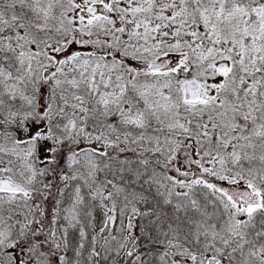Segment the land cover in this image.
<instances>
[{"label":"rangeland","instance_id":"1","mask_svg":"<svg viewBox=\"0 0 264 264\" xmlns=\"http://www.w3.org/2000/svg\"><path fill=\"white\" fill-rule=\"evenodd\" d=\"M96 1L104 13L85 21L78 0H0V178L29 190L0 195V257L92 264L84 245L97 205L89 199L110 213L102 187L125 181L154 186L192 225V241L235 233L243 242L235 264H264L263 178L218 172L243 160L264 168V0ZM160 61L165 68L151 73ZM186 79L205 102H182ZM110 115L116 129L96 131ZM127 128L177 153L167 160L174 174L106 159L104 150L128 147ZM64 163L76 169L51 196L36 177ZM31 211L44 222L27 227L36 234L27 247L17 235ZM213 253L174 263L217 264Z\"/></svg>","mask_w":264,"mask_h":264},{"label":"trees","instance_id":"2","mask_svg":"<svg viewBox=\"0 0 264 264\" xmlns=\"http://www.w3.org/2000/svg\"><path fill=\"white\" fill-rule=\"evenodd\" d=\"M50 117L53 119L54 116ZM112 119H114V115L108 116L101 127L99 125L95 130L98 131L97 128H100L105 135H110V132L117 127ZM49 125L54 128L55 121ZM122 136L128 140V143L121 144L128 147L123 149L113 146L114 148L110 152L104 150L103 154L106 159L111 160V162L113 160L141 162L144 167L157 174L163 169V164L166 172L171 171L174 174V165L173 163L167 165V160L172 156L175 157L177 153L175 155L174 152L166 151L162 145L157 147L155 145L157 142L146 140L132 128L125 129ZM133 139L138 143L133 145ZM182 147L184 148V145ZM192 148L194 149V146ZM195 148L197 151L199 150V146L195 145ZM243 161V166L236 171L221 165L218 172L225 170L243 179L244 177L255 178L256 180L263 178L262 181L264 182V168H260L258 171L249 162ZM213 165L214 168L216 162ZM75 169L76 165L66 167L64 163L59 166V171H56L60 173V176L47 168L42 170L36 178L40 184L43 183L46 192H51V196H55L54 187L57 188L60 184L63 187L66 181H62V179L69 177ZM123 183V186L117 183L111 186L106 183L102 187V194L109 192V199L112 202L110 213L103 209L97 198L89 199L92 209H94L95 202L97 205L95 216L92 218V227L88 233L89 240L84 245V252L87 251V254L91 255L92 264H175L177 259H189L190 257L187 255L194 253V251H200L201 257H207L213 251L217 264L236 263V256L243 245L240 235L229 233L227 239H224L222 243L218 236L208 239L204 231L205 239L202 238L200 242L192 241L193 239L190 237L193 235L192 225L181 221L172 207L164 203L162 196L154 186L144 183H125V181ZM111 193L117 195H111ZM61 194L67 195L64 190L61 191ZM52 199L53 202L56 200V198ZM249 207L243 211L248 210ZM32 214L33 211L24 220V229L17 235V242L27 247H30L29 241L36 235L29 234L27 227L43 229L42 222L44 221L39 218V214L37 218L33 217ZM43 234V232L38 234L39 240L43 238ZM37 246L39 247L38 243ZM49 246L51 247L50 244ZM53 248L58 250L56 246ZM53 248L51 249L53 250ZM0 264L9 263L5 258L0 257Z\"/></svg>","mask_w":264,"mask_h":264},{"label":"water","instance_id":"3","mask_svg":"<svg viewBox=\"0 0 264 264\" xmlns=\"http://www.w3.org/2000/svg\"><path fill=\"white\" fill-rule=\"evenodd\" d=\"M228 66L227 62H223L217 66V70L223 72ZM164 68V62L153 63L149 66V70L153 72L160 71ZM206 100V94L202 88L193 80H185L182 84V101L187 104H196ZM25 190L17 184H13L7 180L0 179V193L18 194L24 193Z\"/></svg>","mask_w":264,"mask_h":264},{"label":"flooded vegetation","instance_id":"4","mask_svg":"<svg viewBox=\"0 0 264 264\" xmlns=\"http://www.w3.org/2000/svg\"><path fill=\"white\" fill-rule=\"evenodd\" d=\"M79 10L78 16L83 20H89L96 16L102 15L104 12L103 3L96 0H78ZM161 62V61H160ZM159 72L153 73L157 74Z\"/></svg>","mask_w":264,"mask_h":264},{"label":"bare ground","instance_id":"5","mask_svg":"<svg viewBox=\"0 0 264 264\" xmlns=\"http://www.w3.org/2000/svg\"><path fill=\"white\" fill-rule=\"evenodd\" d=\"M38 255H40V253H38Z\"/></svg>","mask_w":264,"mask_h":264}]
</instances>
